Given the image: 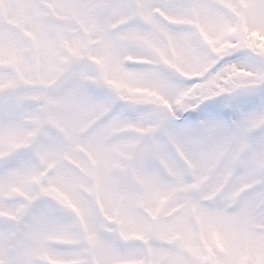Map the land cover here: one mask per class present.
<instances>
[{
	"label": "snow or ice",
	"instance_id": "obj_1",
	"mask_svg": "<svg viewBox=\"0 0 264 264\" xmlns=\"http://www.w3.org/2000/svg\"><path fill=\"white\" fill-rule=\"evenodd\" d=\"M0 264H264V0H0Z\"/></svg>",
	"mask_w": 264,
	"mask_h": 264
}]
</instances>
